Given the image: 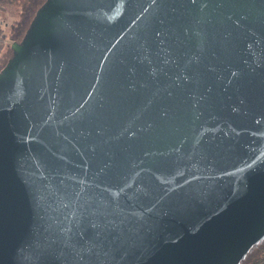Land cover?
I'll use <instances>...</instances> for the list:
<instances>
[{"label":"water","instance_id":"water-1","mask_svg":"<svg viewBox=\"0 0 264 264\" xmlns=\"http://www.w3.org/2000/svg\"><path fill=\"white\" fill-rule=\"evenodd\" d=\"M0 70V264H241L264 241V0H45Z\"/></svg>","mask_w":264,"mask_h":264},{"label":"rangeland","instance_id":"rangeland-1","mask_svg":"<svg viewBox=\"0 0 264 264\" xmlns=\"http://www.w3.org/2000/svg\"><path fill=\"white\" fill-rule=\"evenodd\" d=\"M44 1L0 0V70L12 55L11 43L22 39Z\"/></svg>","mask_w":264,"mask_h":264},{"label":"trees","instance_id":"trees-1","mask_svg":"<svg viewBox=\"0 0 264 264\" xmlns=\"http://www.w3.org/2000/svg\"><path fill=\"white\" fill-rule=\"evenodd\" d=\"M263 263H264V241L254 245L251 248L250 252L247 254L246 258L241 262V264H263Z\"/></svg>","mask_w":264,"mask_h":264},{"label":"crops","instance_id":"crops-1","mask_svg":"<svg viewBox=\"0 0 264 264\" xmlns=\"http://www.w3.org/2000/svg\"><path fill=\"white\" fill-rule=\"evenodd\" d=\"M264 264V263H263Z\"/></svg>","mask_w":264,"mask_h":264}]
</instances>
